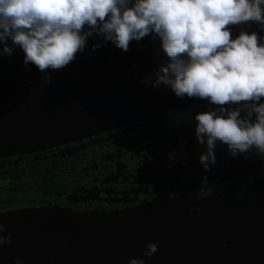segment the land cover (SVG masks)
<instances>
[{"label": "water", "instance_id": "1", "mask_svg": "<svg viewBox=\"0 0 264 264\" xmlns=\"http://www.w3.org/2000/svg\"><path fill=\"white\" fill-rule=\"evenodd\" d=\"M241 30L256 31L264 43L259 24L233 26L232 37ZM111 43L94 34L84 50ZM17 50L0 55V157L47 149L207 101L178 97L167 85L153 86L155 72L167 62L160 40L126 52L78 58L79 52L66 67L47 72L32 64L9 67L15 64H7L9 58L24 61V52L15 56ZM46 75L50 83L44 82ZM260 187L255 183L241 197L212 194L192 212L182 196L123 211L53 206L0 212L7 225L3 234L12 233L11 244L0 250V264H16L17 258L22 264H129L132 257H143L146 264H264L259 255L264 240L257 234L264 209L247 214ZM149 242L159 243L150 258L144 256Z\"/></svg>", "mask_w": 264, "mask_h": 264}, {"label": "clouds", "instance_id": "2", "mask_svg": "<svg viewBox=\"0 0 264 264\" xmlns=\"http://www.w3.org/2000/svg\"><path fill=\"white\" fill-rule=\"evenodd\" d=\"M253 22L264 28V0H0V55L12 54L10 38L25 65L47 72L73 62L94 34L125 52L133 40L159 37L167 62L153 86L217 106L195 115L198 142L206 145L200 163L209 169L218 142L233 157L252 149L264 156V43L256 31L241 30L235 38L231 31ZM6 228L0 221V250L12 242ZM158 250V242H149L144 256ZM129 264L146 261L132 257Z\"/></svg>", "mask_w": 264, "mask_h": 264}, {"label": "flooded vegetation", "instance_id": "3", "mask_svg": "<svg viewBox=\"0 0 264 264\" xmlns=\"http://www.w3.org/2000/svg\"><path fill=\"white\" fill-rule=\"evenodd\" d=\"M216 107L205 101L47 149L0 157V212L53 206L77 212L123 211L181 196L192 212L212 194L241 197L255 183L264 191V166L250 174L219 175L217 170L254 155L264 159L255 149L233 157L218 142L216 163L209 169L200 163L206 145L198 142L195 115ZM257 232L264 240V227ZM259 255L264 256V242Z\"/></svg>", "mask_w": 264, "mask_h": 264}, {"label": "bare ground", "instance_id": "4", "mask_svg": "<svg viewBox=\"0 0 264 264\" xmlns=\"http://www.w3.org/2000/svg\"><path fill=\"white\" fill-rule=\"evenodd\" d=\"M238 162L239 160L237 162H232L219 166L220 168L217 169L221 171L219 175L228 173L234 169H256L258 166H264V159L256 157V155L248 158L246 161L242 160L241 163ZM262 197H264V191H262L261 188H258L257 193L252 196L248 204L247 214H252L255 210H259V208L264 209V202L262 201Z\"/></svg>", "mask_w": 264, "mask_h": 264}, {"label": "rangeland", "instance_id": "5", "mask_svg": "<svg viewBox=\"0 0 264 264\" xmlns=\"http://www.w3.org/2000/svg\"><path fill=\"white\" fill-rule=\"evenodd\" d=\"M9 41H7V44L8 45H10L11 47H13V50L14 51H16L17 49H19V50H17V52H14V54H15V56H18V55H20V54H22V52H23V50L20 48V47H18V48H16L17 47V45H14L13 43H12V40L11 39H8ZM3 45V44H2ZM107 48H105V47H97V48H92L91 50H88V51H86V50H83L82 51V55H79L78 56V58H84V57H90V56H94V55H97V54H100V53H105V52H112V51H115V50H120L119 48H117L113 43H111V44H109L108 46H106ZM16 48V49H15ZM19 51H22V52H19ZM16 58H12V59H10L8 62L9 63H15V64H12L11 66H9V67H11V68H22V67H25L26 65H25V63H24V61L23 62H21V63H17L16 62ZM31 66H33V67H35V65H31ZM226 246V244H224V247Z\"/></svg>", "mask_w": 264, "mask_h": 264}, {"label": "trees", "instance_id": "6", "mask_svg": "<svg viewBox=\"0 0 264 264\" xmlns=\"http://www.w3.org/2000/svg\"><path fill=\"white\" fill-rule=\"evenodd\" d=\"M147 38H150V40H147ZM157 38H154L153 39V37H144L142 40H140V41H134V43H132L131 42V44L130 45H133V44H135L134 45V47H139V46H145V45H147V44H150V43H153V42H156L157 40H156ZM134 47H132V46H130V48H134Z\"/></svg>", "mask_w": 264, "mask_h": 264}]
</instances>
